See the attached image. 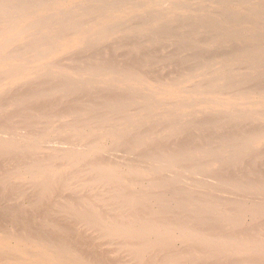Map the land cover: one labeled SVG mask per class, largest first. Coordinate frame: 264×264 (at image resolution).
I'll use <instances>...</instances> for the list:
<instances>
[{"label": "bare ground", "instance_id": "obj_1", "mask_svg": "<svg viewBox=\"0 0 264 264\" xmlns=\"http://www.w3.org/2000/svg\"><path fill=\"white\" fill-rule=\"evenodd\" d=\"M0 264H264V0H0Z\"/></svg>", "mask_w": 264, "mask_h": 264}, {"label": "rangeland", "instance_id": "obj_2", "mask_svg": "<svg viewBox=\"0 0 264 264\" xmlns=\"http://www.w3.org/2000/svg\"><path fill=\"white\" fill-rule=\"evenodd\" d=\"M51 140H53V139H51ZM53 142H55V141L53 140ZM73 144H74V142H73ZM119 147H120V148H119ZM119 147H118L119 149H118V150H116V152H117V153L119 152V150H121L120 152H122V151L124 150V148H123V147H121V146H119ZM116 148H117V147H116ZM120 152H119L118 154H122V153H120ZM123 153H124V152H123ZM199 176H200V177H201V179H203V180H204V179H206L205 177L203 178V176H201V175H199ZM206 180H207V179H206ZM208 181H211V182L215 183L214 181H212V180H209V179H208Z\"/></svg>", "mask_w": 264, "mask_h": 264}]
</instances>
